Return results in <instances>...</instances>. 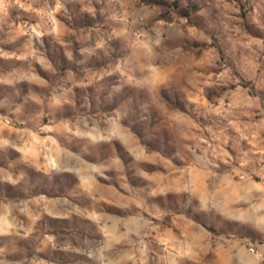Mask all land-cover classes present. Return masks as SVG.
<instances>
[{"label": "rangeland", "instance_id": "374dc122", "mask_svg": "<svg viewBox=\"0 0 264 264\" xmlns=\"http://www.w3.org/2000/svg\"><path fill=\"white\" fill-rule=\"evenodd\" d=\"M0 264H264V0H0Z\"/></svg>", "mask_w": 264, "mask_h": 264}]
</instances>
